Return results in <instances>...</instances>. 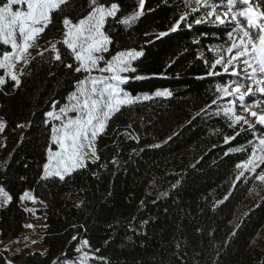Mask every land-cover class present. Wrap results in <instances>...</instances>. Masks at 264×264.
<instances>
[{
  "label": "trees",
  "instance_id": "trees-1",
  "mask_svg": "<svg viewBox=\"0 0 264 264\" xmlns=\"http://www.w3.org/2000/svg\"><path fill=\"white\" fill-rule=\"evenodd\" d=\"M100 2L120 5L116 19L105 24L112 39L106 58L127 49L143 52L134 62L137 72L127 75L147 78H130L122 87L133 97L157 89L172 95L122 107L97 136L99 159L64 180L45 177L47 150L57 149L45 114L53 105L62 107L86 75L56 61L51 45L65 52L57 43L63 40L62 21L86 16L89 2L68 0L54 11L22 68L20 85L0 69V187L11 196L0 206V236L22 233L31 214L21 202L28 191L42 205L35 213L43 215L46 251L21 255L0 248V264L59 263L80 254L85 240L88 264H264V183L251 172L236 179V165L251 154L249 141L256 143L255 131L264 129L230 127L224 110L233 98L218 99L216 85L242 79L220 65L219 74H208L217 59L210 46L231 43L229 24L187 10L186 20L171 31L185 14V0H145L143 15L125 26L117 21L138 10V0ZM208 3L222 6L226 0ZM4 51L11 47L0 44V57ZM225 136L235 139L225 143ZM261 170L264 165L257 174Z\"/></svg>",
  "mask_w": 264,
  "mask_h": 264
},
{
  "label": "snow or ice",
  "instance_id": "snow-or-ice-1",
  "mask_svg": "<svg viewBox=\"0 0 264 264\" xmlns=\"http://www.w3.org/2000/svg\"><path fill=\"white\" fill-rule=\"evenodd\" d=\"M88 2L90 11L86 16L76 23L67 17L62 21L65 29L63 40L57 43L65 46V52L62 53L56 43L51 45L56 61L75 73L86 75L83 79L77 80L75 91L67 97V104L60 107L58 111L53 105V110L45 114L48 118L46 123L60 122L59 126L53 125L51 128V139L57 146V150L53 151L52 148L47 150L48 162L44 164L45 177L56 176L64 180L67 175H71L77 169L86 167L88 159H99L94 146L97 136L104 133L109 119L122 107L131 106L140 100H150L153 96L166 98L172 95L168 89H157L153 94L145 93L142 96L133 97L122 87L130 78L135 80L147 78L141 75L135 77L127 75L137 72L134 62L143 55V52L129 49L117 51L110 58H106L105 54L110 52L112 39L104 31L105 24L109 18L116 19L117 13L120 12V5L115 2L101 3L100 0H88ZM238 2L241 5L239 8ZM67 3L68 0H0V44L11 47V51L3 52L0 58V69L5 70L6 75L15 82L16 87L21 81L14 71L15 62L28 63L26 54L30 48L34 47L37 37L52 24V13L61 10V6ZM195 3L199 7L209 9L207 12L209 17L214 16L216 21L225 23V19L217 13L221 5L210 4L208 0H195ZM144 4L145 0H138V10H134L117 22L131 26L143 15ZM262 4L264 0H261V3H255L254 0H226V3L222 5L223 17L230 18L233 24L232 30L228 33L231 43L226 49L227 59L222 55L219 56L211 64L208 74H219L215 69L217 65H220L224 73H228L231 68V75L239 76L237 68L242 66L243 79L247 82L245 84L230 80L224 85H216L217 92L222 94L218 99L237 97L239 107L242 109V114H237L236 102L231 101L232 106L224 110V114L231 121L230 127L242 123L247 125L248 129H255L256 126L264 128V10H261ZM199 7L193 8L192 11H198ZM187 15V13L182 14L170 30L176 31L180 23L186 20ZM201 22L200 19L195 21L197 24ZM159 35L165 36L167 33L162 32ZM93 72H99L100 75H92ZM4 84L5 79L0 76V85ZM246 97L258 98L252 99L251 103H246ZM213 103L215 104L216 101L214 100ZM4 128V122L0 121V132ZM232 139L235 137H224L225 143ZM256 141V143L249 141L252 145L251 154L246 160L236 165L237 169H241L236 179L244 176L245 172H251L254 174V179L264 183V170L257 174V169L264 165V132L257 135ZM0 198H3L5 203L11 200V196L3 187H0ZM24 199L34 201L35 198L29 192H25L21 197V200ZM83 244L87 246L88 241H83ZM77 251L79 252L80 249L78 248ZM89 259V254L84 253L80 257V264H87Z\"/></svg>",
  "mask_w": 264,
  "mask_h": 264
},
{
  "label": "rangeland",
  "instance_id": "rangeland-1",
  "mask_svg": "<svg viewBox=\"0 0 264 264\" xmlns=\"http://www.w3.org/2000/svg\"><path fill=\"white\" fill-rule=\"evenodd\" d=\"M185 3H186V6H187L188 10H192L193 8H198L199 7L195 3V0H185ZM219 5H221V4H219ZM199 10L201 11L202 16L209 17L207 15V12L204 10L203 7H199ZM217 13L223 19H225V23H228L229 24L228 26L232 30L233 24L230 21V18H224L223 17V6L218 7ZM209 18H211V17H209ZM212 18H215V17L213 16ZM78 20H72V22L76 23ZM189 25H191V24L189 23ZM227 37H228V34H227ZM38 38H39V36L37 37V39ZM233 38L235 39V34L233 35ZM36 43H37V40H36ZM36 43H35V45H36ZM35 45H34V47H35ZM34 47L30 48L29 52L26 54V59L27 60H29V58H30V56L32 54V50H33ZM210 49H212L211 51L215 52L213 54L217 58H219V56L222 55V56L225 57V59H227V56H228V53L226 51L227 47H222V46L218 45L217 47L210 46ZM127 50H129V49H127ZM135 50H137V49H135ZM122 51H125V50H122ZM137 51H139V50H137ZM0 58H2V56ZM24 65H25V63L23 61L15 62L14 71L16 72L17 75H20ZM237 71L240 73L239 76L242 79L241 83H245L246 84L247 82L244 81V79H243L244 72L242 71V66L240 68H237ZM4 73H5V70H4ZM5 75H6V73H5ZM92 75H100V73L99 72H93ZM245 102L246 103H251V102H247L246 99H245ZM67 103H68V100L66 101L65 104H67ZM55 110L58 111L59 109H55ZM258 111H259V109H258ZM236 112H237V114H242V109L239 107V101H238V103H236ZM70 115H75V114L74 113H70ZM0 121L4 122V124H5V121H4V119L1 116H0ZM51 122H52L53 125H56V126H59V124H60L59 121H51ZM259 134H261V133H259ZM3 142H4V137L2 135V132H0V143L2 144ZM88 160L92 161L93 159L90 158ZM24 200H22V205L23 206H24ZM7 203L8 202H6V203L4 202L3 198H0V206L5 205ZM40 208H42V205L40 203H35V201L34 202L32 201L31 203H29L27 210H30L31 214L29 216L30 218H29L28 222L26 223L22 233L19 234L18 237L8 236L6 238H2L0 236V248L6 249V250H8V251H10L12 253H19L21 255H24L28 251H39V252H43L44 253L46 251V247L41 241L42 229H43V215L42 214L38 215V214L35 213V209H40ZM28 225H32V227H28ZM79 249H80V254H78L75 258H73V259L67 258V259H64L61 262L55 263V264H80V257L84 254V245L81 244L79 246ZM82 249H83V251H82ZM87 264H88V262H87Z\"/></svg>",
  "mask_w": 264,
  "mask_h": 264
},
{
  "label": "built area",
  "instance_id": "built-area-1",
  "mask_svg": "<svg viewBox=\"0 0 264 264\" xmlns=\"http://www.w3.org/2000/svg\"><path fill=\"white\" fill-rule=\"evenodd\" d=\"M33 200L32 199H25L24 200V207L27 209L28 208V204L31 203Z\"/></svg>",
  "mask_w": 264,
  "mask_h": 264
},
{
  "label": "bare ground",
  "instance_id": "bare-ground-1",
  "mask_svg": "<svg viewBox=\"0 0 264 264\" xmlns=\"http://www.w3.org/2000/svg\"><path fill=\"white\" fill-rule=\"evenodd\" d=\"M256 110L258 111V109H256ZM24 193H25V192H24ZM24 193H23V194H24Z\"/></svg>",
  "mask_w": 264,
  "mask_h": 264
},
{
  "label": "clouds",
  "instance_id": "clouds-1",
  "mask_svg": "<svg viewBox=\"0 0 264 264\" xmlns=\"http://www.w3.org/2000/svg\"><path fill=\"white\" fill-rule=\"evenodd\" d=\"M25 208V207H24ZM26 209V208H25ZM27 210V209H26Z\"/></svg>",
  "mask_w": 264,
  "mask_h": 264
}]
</instances>
